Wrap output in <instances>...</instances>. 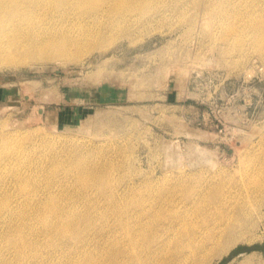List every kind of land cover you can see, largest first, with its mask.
<instances>
[{
  "label": "rangeland",
  "instance_id": "374dc122",
  "mask_svg": "<svg viewBox=\"0 0 264 264\" xmlns=\"http://www.w3.org/2000/svg\"><path fill=\"white\" fill-rule=\"evenodd\" d=\"M71 10L38 17L16 40L65 36L80 59L0 64V204L25 211L20 227L39 225L50 174L61 204L94 222L136 197L206 192L243 206L247 226L210 264H264V0H160L96 20ZM16 42L0 29V55ZM80 159L92 182L66 171ZM15 169L26 178L16 182ZM46 238L39 260L50 262Z\"/></svg>",
  "mask_w": 264,
  "mask_h": 264
},
{
  "label": "bare ground",
  "instance_id": "6f19581e",
  "mask_svg": "<svg viewBox=\"0 0 264 264\" xmlns=\"http://www.w3.org/2000/svg\"><path fill=\"white\" fill-rule=\"evenodd\" d=\"M158 1L160 0H0V29L5 36L17 41L10 50L0 55V64L18 65L31 58H58L65 61L82 57L79 58L80 52H71L65 36L57 43L40 40L38 35L29 36V43L16 40L19 36L15 32L24 30L25 25L32 26L40 16L72 9L95 14L93 16L96 20L99 14L111 16L124 11L144 12ZM258 24L262 36L260 40L264 44V20ZM105 25V29L102 28L101 31L108 30ZM80 49L82 50V46ZM84 161L80 159L65 165L66 171L79 172L81 182L86 173L87 181L92 182L90 178L96 173L93 170L91 172ZM11 174L16 182L26 178L18 169ZM54 175H46L50 188H46L44 195L39 194V199L36 198L37 213L34 214L39 216L36 221L39 225L31 223L29 228H24L27 223H23L20 227L18 221L25 211L12 208L7 202L9 198H4L7 201L0 204V264H21V260L28 256V249L33 251L28 257L31 264H52L53 261L59 262L58 259L63 260V264H210L227 253L247 232L243 206L221 201V196L218 197L219 200H215L216 196L209 200L206 192L194 195L183 193L177 198L174 192H170L162 197L164 199H153L149 203L146 200L137 201L136 197V202L129 203L128 200L126 204L117 203L112 215L106 214L100 219V214L99 221L94 222L92 216L67 210L61 204L63 192L56 193L51 189L55 181ZM253 177L249 183L255 182L256 177ZM3 178L4 176L0 178L1 183ZM35 183L36 179L32 184L35 186L34 195L38 192ZM188 188L185 185V190ZM0 190L2 191L1 187ZM31 191L27 186L23 188V193L30 196V204H33L36 196L30 194ZM39 233L48 237L46 245L48 250L53 251L52 255L50 253L53 257L50 262L39 260ZM68 237L71 242L60 241Z\"/></svg>",
  "mask_w": 264,
  "mask_h": 264
}]
</instances>
